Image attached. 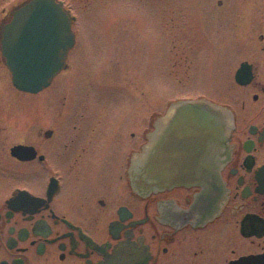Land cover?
<instances>
[{"label": "flooded vegetation", "instance_id": "af4514ba", "mask_svg": "<svg viewBox=\"0 0 264 264\" xmlns=\"http://www.w3.org/2000/svg\"><path fill=\"white\" fill-rule=\"evenodd\" d=\"M186 3L164 76L189 95L170 115L140 129V95L100 70L87 97L35 100L86 51L77 32L27 94L25 137L0 155V264H264V0Z\"/></svg>", "mask_w": 264, "mask_h": 264}, {"label": "rangeland", "instance_id": "374dc122", "mask_svg": "<svg viewBox=\"0 0 264 264\" xmlns=\"http://www.w3.org/2000/svg\"><path fill=\"white\" fill-rule=\"evenodd\" d=\"M23 1L0 0V25L5 13L11 12L14 6ZM62 1L75 17L74 30L79 33L83 40L82 48L86 51L75 52L70 61L71 71L63 73L51 89L35 97V100L47 97H87L91 95L92 86L96 87L99 82L92 72L100 70L105 83L111 82L112 87L126 84L129 86V95H140L142 129L143 118L146 119L150 112L157 109L161 113H169L171 107L168 101L172 97L189 95L187 88L180 91L177 87L176 91H172L173 83L171 80L167 82L164 76V71L169 70L170 43L180 42L173 35L175 32L182 34L186 30L184 17L187 16L186 2L189 0ZM192 1H197L200 7L201 0ZM176 16L181 20L177 19V25H174L176 21L171 18ZM198 18L194 16L195 24L199 23ZM178 58L179 55L176 56ZM0 80L2 156L12 142L25 137L24 132L28 127L26 102L29 97L14 88L11 75L6 72L3 63L0 64ZM111 90L115 92L116 89ZM112 95L111 92L107 94Z\"/></svg>", "mask_w": 264, "mask_h": 264}, {"label": "water", "instance_id": "95a60500", "mask_svg": "<svg viewBox=\"0 0 264 264\" xmlns=\"http://www.w3.org/2000/svg\"><path fill=\"white\" fill-rule=\"evenodd\" d=\"M73 21L59 0H27L13 9L0 28V49L17 90L38 94L67 67L75 43Z\"/></svg>", "mask_w": 264, "mask_h": 264}, {"label": "bare ground", "instance_id": "6f19581e", "mask_svg": "<svg viewBox=\"0 0 264 264\" xmlns=\"http://www.w3.org/2000/svg\"><path fill=\"white\" fill-rule=\"evenodd\" d=\"M173 109L170 111L169 115L172 113Z\"/></svg>", "mask_w": 264, "mask_h": 264}]
</instances>
